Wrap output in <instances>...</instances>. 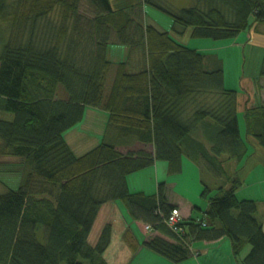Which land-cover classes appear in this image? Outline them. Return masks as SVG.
<instances>
[{
  "label": "trees",
  "instance_id": "trees-1",
  "mask_svg": "<svg viewBox=\"0 0 264 264\" xmlns=\"http://www.w3.org/2000/svg\"><path fill=\"white\" fill-rule=\"evenodd\" d=\"M141 3L170 15L178 35L192 28V38L234 39L264 24V0ZM141 16V7L114 10L110 0H0V23L17 29L8 39L0 32V156L24 163L19 188L0 193V264H108L112 225L94 245L89 238L103 205L115 201L133 220L174 239L142 243L172 264L192 257L194 241L224 238L236 258L251 247L242 264H264L259 204L239 199L242 181L224 165L248 154L238 92L226 88L219 59L208 68L203 52ZM114 42L131 49L128 61L108 59ZM88 107L106 111L108 122L101 143L78 156L65 134ZM244 121L264 149V102L247 107ZM137 142L154 152L119 149ZM184 156L226 178L215 195L204 182L208 208L199 221L183 219L179 236L165 222L177 209L166 183L146 195L131 192L128 177L156 161L177 172Z\"/></svg>",
  "mask_w": 264,
  "mask_h": 264
},
{
  "label": "crops",
  "instance_id": "crops-1",
  "mask_svg": "<svg viewBox=\"0 0 264 264\" xmlns=\"http://www.w3.org/2000/svg\"><path fill=\"white\" fill-rule=\"evenodd\" d=\"M110 2L114 10H118L120 8V7L119 8L115 7L113 0H110ZM125 6H130L128 7L129 9L133 6V4H128ZM125 6H121V7L123 8ZM258 27H254L249 31L248 36L250 38L251 44H255L256 40L258 39L257 37L258 31H259ZM188 31L189 29L187 30V32ZM190 36L192 37V32ZM260 40H262L263 45L261 46H263L264 48V35L261 36ZM180 42L184 43L183 41H180ZM110 44L118 45L115 42L110 43ZM186 45H188V43ZM198 48L199 47H197L196 45L194 49H197L200 51V49ZM108 51H109V46H108ZM108 51H107V56L109 55ZM130 53H131V49L129 53H127L126 55L127 58L125 61H128L130 59ZM217 58L219 59V57ZM211 61L213 62L212 59ZM111 62L113 64H118L124 61H120L116 63H114L113 61ZM212 62L210 66L213 65ZM242 88H243V91L241 92L238 90L236 91L238 92V114L239 116L243 115V121H244V112L247 107L255 105L258 101L264 102V84H262L261 79L258 78L257 75H253L251 73L249 74V77H246L243 79ZM88 110L92 111V113L93 112L96 113L99 110L104 111L102 109L88 107L85 112V117H86ZM104 112L106 114H104V123H102V126H101L102 127L101 136L105 134L108 117H109V114L106 111ZM239 123H240V118H239ZM77 127H79V124L75 126L74 128H72L71 130H69L65 134L67 143L69 144V146L71 147V149L76 155H77V149L74 143L70 141L69 137L72 138L75 135L74 131H76ZM240 130H241L242 138L246 142V145L248 148V154L239 164L235 160H228L224 165L227 166L228 170L230 169V171H228L229 173L240 170V175L246 178L257 168L260 167L264 169V149L258 144L255 138L246 134L245 121H244V127L240 126ZM196 137L197 139L202 140L201 134L199 132ZM78 140L79 139L77 138V141ZM80 140H81V145H83L82 148H84L85 147L84 138H80ZM98 144H100V140ZM135 146L139 147L138 148L139 150L147 149L151 152H154V147L152 145L146 146L140 142H137ZM119 149L122 152H124L127 149L131 150L133 148L122 146V147H119ZM84 150H87V151H82V152L86 153L89 151V149H84ZM83 154L84 153H81V155ZM81 155H78V156H81ZM141 173L143 174L149 173V174L154 175V180L152 179V185H150L147 189L131 187L129 179L131 177H136L135 175H138V176L142 175ZM130 178L128 177V184H129L130 191L131 192H142L146 195H156L158 192L159 184L161 182H165L169 204L176 206L181 211L184 221H189L191 219H196L197 221H199L204 216L205 211L208 208L209 199L202 197V193L204 191V180L202 179V176H201L200 165L196 163H192L188 158L183 157L181 161V169L177 172L172 170L169 162L156 161L154 165L147 167V169H145L143 172L140 171V173L130 176ZM181 182L183 186L189 185L187 188L188 190L186 189V191L182 192L180 191V189H178V185ZM258 183H260V181L255 183L256 187H258ZM244 184H245V181L242 182L241 187L237 190V196L239 197V199H251V200H255L258 202L259 210H258L257 217L262 222L263 227H264V193L261 190H257L255 194L254 193L244 194L245 192ZM202 185H203V191L201 194H199V191L202 188ZM211 190H212L211 195H215L217 192V188L214 189L211 187ZM190 191H192V193H189ZM101 214H104L106 224L110 223L112 225V229H113L112 242H113L116 224H118L117 226L119 228V231L117 232V237L119 238V243L120 241L122 243L120 245L121 250L120 249L117 250L118 252L117 258L119 257L125 258L126 257L125 252L128 253L129 251L131 252V254H129V259H131L129 264L131 263L132 264H172L170 261L151 252L150 250H148L142 245L144 241H146L152 236H161L171 242L174 241L172 237L166 234H163L159 231L153 230L152 228L146 231L145 228L147 225L141 221L133 220L128 214L124 204H122L121 202L115 201V202H109L103 205L96 219L95 224L97 223V220ZM106 224H104V226ZM138 231L145 234L144 238H142L139 235L140 233ZM128 237L129 238L131 237V240L128 241ZM112 242L106 252V259H107L108 264L110 263L108 259V254L110 253V251H112L111 250L112 244H113ZM137 247H138L137 251L134 252L133 248L135 249ZM192 249H193L192 257L188 261L184 262L183 264H242V260L246 256V254L242 252L241 255L236 258L232 251L231 242L227 238H224L219 241L197 240L192 243Z\"/></svg>",
  "mask_w": 264,
  "mask_h": 264
},
{
  "label": "rangeland",
  "instance_id": "rangeland-1",
  "mask_svg": "<svg viewBox=\"0 0 264 264\" xmlns=\"http://www.w3.org/2000/svg\"><path fill=\"white\" fill-rule=\"evenodd\" d=\"M167 3L171 6H174L176 8H189L193 7L196 4V0H166ZM113 3L116 8L123 9L128 8L130 6H125L128 4H133L132 7L142 9V16L141 21L144 24L154 25L156 28L160 29L161 31H170L173 36H175L180 41H183L184 43H188V45L192 48H195L196 45L199 47L201 52H203L207 58V67L212 68L214 65L210 66L211 59H218L221 63H223L224 71H225V84L226 88L243 91L242 88V82L243 79L246 77H249V74L257 75L258 78L261 79L262 84H264V73H263V63H264V48L262 40H260L261 36L264 35V24L259 25V31H258V39L256 40L255 44L250 43L249 38V31L242 32L238 37L234 39H224V40H214L209 38H192L191 32L192 28H189V31L183 35H178L173 30L174 21L173 18L168 15L167 13L153 7L150 5L143 6L141 3V0H113ZM125 6V7H121ZM7 23H0V32L5 33V38H11L14 37L17 33V29H9L7 30ZM260 32V33H259ZM261 34V35H260ZM22 36H28V34L25 35V32ZM248 36V37H247ZM256 38V37H255ZM248 43V44H247ZM130 48L128 46L124 45H109V55L108 59L110 61H113L114 63L124 61L126 62L127 53H129ZM213 56V57H212ZM114 71V70H113ZM101 112V113H100ZM103 114V115H102ZM104 114H106L104 111H97L96 113L92 111H87L86 117L83 120L81 124H79V127H77L76 131H74L75 135L70 138V141L74 143L76 149H77V155H81V153H85L82 151H87L84 149H92L94 148L99 140L100 143L102 141V138L104 136H101L102 131V123H104ZM240 118V126L244 127V121H243V115L239 116ZM77 138L79 139L77 141ZM80 138H84V144L85 147L82 148L83 145H81ZM83 141V140H82ZM137 143L132 145L129 148H133L130 151H136L139 150V147H136ZM148 148V147H147ZM129 151L127 149L124 151L125 153ZM185 158H188L187 156H184ZM192 163H195L190 158H188ZM23 160L17 157H10V156H0V193L6 192L8 189L16 190L19 188L21 179H22V170H23ZM153 168V167H152ZM147 169V168H145ZM143 169V171L145 170ZM141 170V172H143ZM230 171V169H229ZM140 171L133 173L130 176L134 174H138ZM232 175L239 177L242 182L245 181L244 188L246 193L255 194L257 190H261L264 193V169L263 168H257L254 170L250 175H248L246 178H244L242 175H240V170L231 172ZM142 175H135L136 177H131L129 179L131 187H138L140 189L148 188L150 185H152V179L154 180V175L149 173H141ZM162 175V174H161ZM201 176L202 179L206 184H208L210 187L216 189L219 186L224 184V179L226 176L221 175H215L212 172L209 171L207 167H204L201 169ZM163 177V176H162ZM243 177V178H242ZM246 179V180H244ZM258 183V187L255 186V183ZM189 185L183 186L182 182L178 185V189L180 191H186ZM188 190V189H187ZM190 190V189H189ZM192 190V189H191ZM203 191V185L202 188L199 191V194H201ZM189 193H192L190 191ZM104 224H106L105 216L104 214H101L97 220V223L95 224L92 233L90 235L89 241L92 245H94L103 228ZM116 224L114 237H113V244H112V251L108 254L109 264H129V254L131 252L128 251L125 252L126 257L117 258V250H121V241L119 243V238L117 237V232L119 231V228ZM146 229V228H145ZM148 229H146L147 231ZM140 236L144 238L143 233L138 231ZM122 238V237H121ZM125 240V239H124ZM192 248V244H191ZM247 248V249H246ZM243 252L244 254H248L250 251V246H247ZM193 250V249H192ZM248 250V251H247ZM129 259V261H128ZM132 264V263H131Z\"/></svg>",
  "mask_w": 264,
  "mask_h": 264
},
{
  "label": "built area",
  "instance_id": "built-area-1",
  "mask_svg": "<svg viewBox=\"0 0 264 264\" xmlns=\"http://www.w3.org/2000/svg\"><path fill=\"white\" fill-rule=\"evenodd\" d=\"M182 220L183 215L181 211L177 208L172 211L171 215L165 222L175 233H177L179 236H183L184 228L181 225ZM146 229H151L150 225H147Z\"/></svg>",
  "mask_w": 264,
  "mask_h": 264
}]
</instances>
